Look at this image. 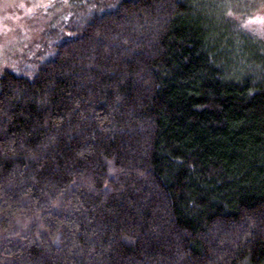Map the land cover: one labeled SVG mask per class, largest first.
<instances>
[{
	"label": "trees",
	"instance_id": "1",
	"mask_svg": "<svg viewBox=\"0 0 264 264\" xmlns=\"http://www.w3.org/2000/svg\"><path fill=\"white\" fill-rule=\"evenodd\" d=\"M260 1L89 0L0 73V264H264Z\"/></svg>",
	"mask_w": 264,
	"mask_h": 264
},
{
	"label": "rangeland",
	"instance_id": "2",
	"mask_svg": "<svg viewBox=\"0 0 264 264\" xmlns=\"http://www.w3.org/2000/svg\"><path fill=\"white\" fill-rule=\"evenodd\" d=\"M88 1L0 0V73L32 60L41 52L46 39L59 32L67 14ZM249 13L250 25L264 36V1Z\"/></svg>",
	"mask_w": 264,
	"mask_h": 264
}]
</instances>
